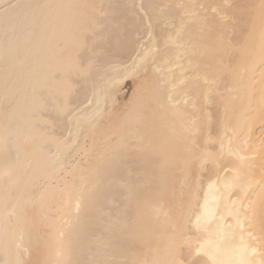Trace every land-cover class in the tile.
<instances>
[{"label":"bare ground","instance_id":"obj_1","mask_svg":"<svg viewBox=\"0 0 264 264\" xmlns=\"http://www.w3.org/2000/svg\"><path fill=\"white\" fill-rule=\"evenodd\" d=\"M237 220L258 264L264 0H0V264H226Z\"/></svg>","mask_w":264,"mask_h":264},{"label":"snow or ice","instance_id":"obj_2","mask_svg":"<svg viewBox=\"0 0 264 264\" xmlns=\"http://www.w3.org/2000/svg\"><path fill=\"white\" fill-rule=\"evenodd\" d=\"M218 7H219L220 19L225 22L221 29L222 34L218 37V43L220 45V52L223 55H226L229 47L231 46V40L227 34V28H228L227 22L231 21L232 19L228 11L231 6L228 4H222V5H219ZM183 26H184V22L181 21L180 30L177 33V37H179L180 32H182ZM181 83H183V81H181ZM204 83L214 84L215 80L210 81L207 78H205ZM195 106H196V101L195 99H193V108H195ZM69 115H71V113H69ZM193 135H195V132H193ZM204 159L210 160L211 156L208 155L204 157ZM225 167H227V165H225ZM237 226L240 229V234L238 237L239 245L236 248L237 259L235 261H228L226 262V264H257V262L249 258V254L252 256L257 254V249L254 247H251L247 243L246 237L244 235L243 222L240 220H237ZM248 237L255 239V237H252L251 232L248 233ZM219 252H220L219 244L209 241L208 246L207 247L201 246L200 250L196 253V255L199 256L201 255V253H203L204 255L210 256L212 258L213 264H225V262L219 261L216 259ZM170 255H171L170 264H201V261L197 259H193L191 261H185L181 258V237L179 234L175 236L171 244ZM10 264H24V262L20 260L19 258H17L16 260L11 261ZM36 264H46V262L37 261ZM258 264H264V260L259 261Z\"/></svg>","mask_w":264,"mask_h":264}]
</instances>
